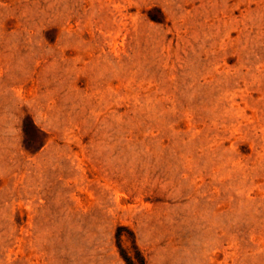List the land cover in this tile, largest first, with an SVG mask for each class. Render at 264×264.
<instances>
[{
	"label": "rangeland",
	"instance_id": "obj_1",
	"mask_svg": "<svg viewBox=\"0 0 264 264\" xmlns=\"http://www.w3.org/2000/svg\"><path fill=\"white\" fill-rule=\"evenodd\" d=\"M0 264H264V0H0Z\"/></svg>",
	"mask_w": 264,
	"mask_h": 264
}]
</instances>
